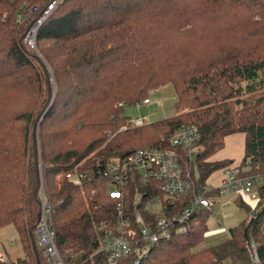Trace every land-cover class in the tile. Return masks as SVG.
I'll list each match as a JSON object with an SVG mask.
<instances>
[{
  "label": "trees",
  "instance_id": "obj_1",
  "mask_svg": "<svg viewBox=\"0 0 264 264\" xmlns=\"http://www.w3.org/2000/svg\"><path fill=\"white\" fill-rule=\"evenodd\" d=\"M50 1H0V231L11 226L27 257L10 264H44L35 234L42 193L65 263L107 264L97 254L100 226L113 221L116 202L91 176L112 158L162 145L181 126L200 131L201 183L230 164L208 159L236 133L246 135L241 174L260 167L264 175V0H62L32 50L25 36ZM50 73L55 98L38 129L54 95ZM168 85L176 115L132 126L125 108ZM76 167L91 178L82 188L67 179ZM259 194L255 210L241 203L251 221L227 241L195 251L208 232L204 210L187 234L156 245L140 264H249L247 244L261 240L264 184Z\"/></svg>",
  "mask_w": 264,
  "mask_h": 264
},
{
  "label": "built area",
  "instance_id": "obj_2",
  "mask_svg": "<svg viewBox=\"0 0 264 264\" xmlns=\"http://www.w3.org/2000/svg\"><path fill=\"white\" fill-rule=\"evenodd\" d=\"M4 1V0H0ZM61 0H52L40 18L25 36V43L37 50L38 29L53 14ZM39 11L32 8L30 14ZM25 21L23 12L16 14V24ZM145 99L139 104H151ZM135 126L147 124L146 119L131 121ZM123 127V131L127 130ZM201 134L195 126H181L170 138L162 137V145L147 146L134 153L110 159L96 178L105 184V194L116 202L113 221L101 224V253L107 264H140L151 250L174 236L187 234L196 213L213 210L218 198L224 194L247 197L257 205L261 201L259 188L264 184L263 175L243 176L239 167L222 169V183L199 181L194 162L197 158ZM67 174L73 186L82 188L89 173L78 170ZM42 215L36 227L37 244L44 264H66L56 246V233L52 223V207L45 193L41 194ZM250 264H264V223L261 240L247 244ZM1 257V256H0ZM0 262L10 264L6 256Z\"/></svg>",
  "mask_w": 264,
  "mask_h": 264
},
{
  "label": "rangeland",
  "instance_id": "obj_3",
  "mask_svg": "<svg viewBox=\"0 0 264 264\" xmlns=\"http://www.w3.org/2000/svg\"><path fill=\"white\" fill-rule=\"evenodd\" d=\"M61 1H60V3H61ZM31 10L29 11V14H30ZM23 15H24V17L26 16V14L24 12H23ZM42 26L43 25H41L39 27L38 32ZM50 74H52V73H50ZM49 82H50V84L52 86V90H53V85H55V83L52 80V77L49 80ZM53 92L55 93V91H53ZM251 96L252 95L247 94V95L241 96L240 98L244 99V100H248L249 98H251ZM146 97L151 99V101H152L151 104L141 105L139 108L137 106H135L136 105L135 104L132 106H127L125 108L124 116L127 119H130V122L135 121L136 119H146L147 123H154V122H158V121H161V120H164V119H167V118H170V117H173L176 115V107H175V105H176V92L171 85L165 86L161 89L152 90L149 93V95ZM238 99H239V97H238ZM137 104H139V103H137ZM237 108L239 110H241V107H237ZM131 125L133 126L134 124L132 123ZM125 126H123V127H125ZM123 127H122V129H123ZM38 129H39V127H38ZM121 131H123V130H121ZM243 138L244 137L241 136V139H236L232 143V146H235L234 144H236V146H239V149H241V147H243V144H242ZM229 142H230V140L228 141V143ZM35 144H36L37 149H39V137H38V135L35 138ZM211 158L212 157H210L208 159V162H211ZM212 163H214V162H212ZM238 167L241 170L242 164H240ZM253 171L254 170H252L250 167L249 172H251V174L263 175V174H261V173H263V171L261 170L260 167H257L256 171H254V172ZM211 178H212L211 180L213 182L212 184L215 185L214 183H216L215 181L218 179V176L216 177V175L215 176L213 175ZM224 195H223V198L221 199V204H219V203H220V198L222 196L218 198V200H217L218 203H217L216 207H214L213 210L204 209V210L209 211L208 213L211 214V216L207 220V227H208V231H209L208 235H211L214 237H212V239H210V240H212L213 242H217V241H220V242H218V243L208 242L209 238L206 239V236H205L204 242L201 245H199L195 249V251H201L203 249L209 248L211 246H216L222 242L227 241V239H229L231 236L230 228H232V227H234V228L235 227L236 228L237 227H244L251 221L252 213H249V211H247V209L245 211V210H243V208H241L243 206V205H241V203L243 202L250 209L255 210V208H251V206L249 205V202H251V201H249L248 198H245V197L243 198V196L237 195V197L235 198V200L232 204H230L228 207L227 206L224 207V206H222V204L224 202H228V201L232 200V196L226 195V194H224ZM233 195H235V194H233ZM204 210H202V211H204ZM198 223H199V220L195 224L197 225ZM0 256L1 257L6 256L9 261H11V259L12 260H18V259H24V258L26 259L27 258L26 255L24 254V251L22 249V246H21V243L18 239V236L11 226L3 228L0 231ZM12 262H15V261H12ZM0 264H5V263L0 262ZM249 264H250V262H249Z\"/></svg>",
  "mask_w": 264,
  "mask_h": 264
},
{
  "label": "crops",
  "instance_id": "obj_4",
  "mask_svg": "<svg viewBox=\"0 0 264 264\" xmlns=\"http://www.w3.org/2000/svg\"><path fill=\"white\" fill-rule=\"evenodd\" d=\"M241 136L244 137L243 138V143H242L243 147H241V149H239V146H236V144H234L235 146H232V143L236 139H241ZM229 140H230V142L228 143ZM245 147H246V135H245V133H236V134L230 135V136L225 138V147L222 150H220L219 152H217L215 155L212 156L211 162H230V164L227 165L226 167H228V166L238 167L242 163V161L244 160ZM226 167H224V168H226ZM224 168H222V169H224ZM222 169H220V170L216 171L215 173H213L214 176L215 175H216V177L218 176V179L215 181L216 183H214L215 186H219L222 183ZM211 177L207 180V182L213 183L212 180H211L212 179ZM226 195L232 196V200H230L228 202H224L222 204V206H224V207H226V206L228 207L230 204H232L234 202L235 198L237 197V195H233V194H226ZM222 198H223V196L220 198V203L219 204H221V199ZM245 198H247V197H245ZM249 205L251 206V208H257V206H258L254 202H249ZM232 228H234V227H232ZM232 228H230V230ZM208 232L206 234V239L209 238L208 242H211V243L220 242V241L213 242L212 240H210L214 236L208 235ZM11 261H15L16 262L17 260H12L11 259Z\"/></svg>",
  "mask_w": 264,
  "mask_h": 264
},
{
  "label": "water",
  "instance_id": "obj_5",
  "mask_svg": "<svg viewBox=\"0 0 264 264\" xmlns=\"http://www.w3.org/2000/svg\"><path fill=\"white\" fill-rule=\"evenodd\" d=\"M51 77H52V80H53V75L52 74H51ZM53 91H55V85H53ZM54 98H55V93H54V95L52 96V98L49 101V106H48V109L46 110V112L41 117L38 118V127L41 125V123L43 121V118L45 117L46 113L48 112V110L52 106V104L54 102Z\"/></svg>",
  "mask_w": 264,
  "mask_h": 264
}]
</instances>
